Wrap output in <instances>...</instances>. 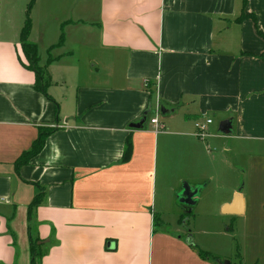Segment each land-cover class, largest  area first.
Here are the masks:
<instances>
[{
	"label": "crops",
	"instance_id": "crops-1",
	"mask_svg": "<svg viewBox=\"0 0 264 264\" xmlns=\"http://www.w3.org/2000/svg\"><path fill=\"white\" fill-rule=\"evenodd\" d=\"M30 1L0 0V264H30L28 206L40 191V264H221L197 237L198 215L194 237L181 228L175 197L184 182L205 183V226L237 195L231 215L249 206L264 221V0H33L27 14ZM26 15L52 100L26 67ZM161 103L177 107L161 116ZM146 110L144 128H130ZM228 119L231 135L217 133ZM40 127L54 130L16 168ZM244 153L247 195L214 189L221 167L235 170L226 154Z\"/></svg>",
	"mask_w": 264,
	"mask_h": 264
},
{
	"label": "rangeland",
	"instance_id": "rangeland-1",
	"mask_svg": "<svg viewBox=\"0 0 264 264\" xmlns=\"http://www.w3.org/2000/svg\"><path fill=\"white\" fill-rule=\"evenodd\" d=\"M217 133L219 132L217 131ZM226 156L235 170L229 171L228 168L221 167L218 171V180H215L210 185L214 189H227L235 183L236 188L240 189V193L247 195V182L251 167L249 165L250 155L244 153L241 157L227 154ZM184 183L176 192L175 197L176 206L181 214V228L188 232L189 236L194 237L196 233L193 230V225L188 226L187 222L189 218H194L198 215L196 227L197 230L199 229V234L197 233V237L203 238L212 251L223 257L222 262H228L229 264H264V221L262 222L259 218L256 219V213L247 206L241 215L220 214L222 216L220 217V222L205 226L203 224L204 217H202L204 213L199 211V207H196V202L192 205L189 213L186 212L184 205L180 202ZM189 185L192 187L200 186V190H202L205 183ZM199 196L200 193L196 195V201ZM256 220L261 222L260 225L256 226L258 223ZM157 225H159L158 222H156V227ZM169 227V225H166L164 229L171 231ZM192 231H194V234Z\"/></svg>",
	"mask_w": 264,
	"mask_h": 264
},
{
	"label": "trees",
	"instance_id": "trees-1",
	"mask_svg": "<svg viewBox=\"0 0 264 264\" xmlns=\"http://www.w3.org/2000/svg\"><path fill=\"white\" fill-rule=\"evenodd\" d=\"M245 1L243 0V7L245 5ZM33 3V0L30 1L28 8H27V14L29 12V9L31 7V4ZM243 9V8H242ZM246 17L242 10V14L239 17V20H243ZM249 17V16H247ZM252 20L255 24L254 16H252ZM31 28V21L28 15H26V19L24 22V25L20 32V45L22 48V51L24 53L25 59H26V67L31 70L34 73L35 76V82H34V88L41 92L45 97H47L49 100H52V98L47 93V87L50 85V77L48 75L47 69L45 66L40 65L39 63V56H38V50L37 46L30 42L28 39V35ZM260 36L264 38V34L261 33L259 30L257 31ZM63 42V34H61L59 41L57 45L61 44ZM259 58L264 59V52L260 55H258ZM51 59L49 58L48 61ZM161 105H163L161 103ZM176 105L172 106L174 110L176 109ZM149 110H146L142 117H145L146 120L148 118ZM141 117V118H142ZM54 130V128H45L40 127L38 128V134L36 139L32 142L30 150L23 152L21 156L16 160L15 166L18 168L20 165L27 163L33 156L38 154L40 150L42 149L46 137ZM131 152V144L129 141L126 142L125 148H124V154H123V160H126ZM42 196V191H40L32 200V202L28 206V238H29V251H30V264H40V260L43 256V252H41L40 247L41 244L39 243V239L34 237V220H33V211L35 207L39 204L40 198ZM198 254L201 258H208L210 257V254L204 251H198Z\"/></svg>",
	"mask_w": 264,
	"mask_h": 264
},
{
	"label": "water",
	"instance_id": "water-1",
	"mask_svg": "<svg viewBox=\"0 0 264 264\" xmlns=\"http://www.w3.org/2000/svg\"><path fill=\"white\" fill-rule=\"evenodd\" d=\"M174 111L173 108H166L164 105H159L158 107V113L161 116H164L166 114L172 113ZM146 122V118L142 117L139 119L138 122L130 123L129 127L133 129H142L144 128ZM218 132L224 135H229L232 132V120L228 119L225 121L220 122L218 126ZM200 191V186L192 187L188 183L183 184V190L180 198V202L184 205V208L186 209V212L189 213L191 210L192 205L196 202V195ZM238 192H240V189H238ZM240 201V197L237 195L236 199L234 200L232 206L230 208H226L224 210V213L226 214H238V210H236V204ZM41 243V242H39ZM109 244L108 246H110ZM221 264H229L228 262H222Z\"/></svg>",
	"mask_w": 264,
	"mask_h": 264
},
{
	"label": "built area",
	"instance_id": "built-area-1",
	"mask_svg": "<svg viewBox=\"0 0 264 264\" xmlns=\"http://www.w3.org/2000/svg\"><path fill=\"white\" fill-rule=\"evenodd\" d=\"M149 123L154 132H158L162 128V124H160L157 117L150 118ZM211 123H212L211 118H203V120H197L194 124L195 125V135L201 138L205 137L208 133V127Z\"/></svg>",
	"mask_w": 264,
	"mask_h": 264
}]
</instances>
